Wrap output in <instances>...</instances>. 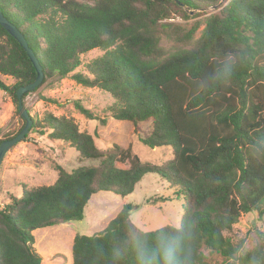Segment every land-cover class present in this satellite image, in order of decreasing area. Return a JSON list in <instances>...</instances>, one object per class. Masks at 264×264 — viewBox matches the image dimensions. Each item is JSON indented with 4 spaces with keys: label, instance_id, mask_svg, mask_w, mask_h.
<instances>
[{
    "label": "trees",
    "instance_id": "obj_1",
    "mask_svg": "<svg viewBox=\"0 0 264 264\" xmlns=\"http://www.w3.org/2000/svg\"><path fill=\"white\" fill-rule=\"evenodd\" d=\"M219 1L0 0L2 15L23 35L44 72L41 85L49 81L52 90V80L69 79L109 94L110 119L128 122L136 135L146 123L139 142L170 148L172 155L160 165L141 162L130 147L101 151L72 118L31 117L29 134L68 144L79 158L97 164L71 172L55 166L52 186L23 188L20 198H9L0 209V264H41L34 231L82 221L93 195L126 198L150 174L183 199L180 226L143 232L130 220L137 207L126 204L103 231L74 236L72 264H138V243L154 249L161 236L178 232L184 234L182 264H210L212 254L225 264H264L262 248L239 256L243 240L232 243L228 236L241 215H264V0H229L190 29L168 23ZM162 37L172 41L173 50L160 45ZM93 50L103 54L83 63L81 56ZM0 75L14 81H0V91L22 122L11 136L0 130L2 143L24 126L16 91L32 83L36 72L1 27ZM73 108L87 120L104 122L79 103Z\"/></svg>",
    "mask_w": 264,
    "mask_h": 264
},
{
    "label": "rangeland",
    "instance_id": "obj_2",
    "mask_svg": "<svg viewBox=\"0 0 264 264\" xmlns=\"http://www.w3.org/2000/svg\"><path fill=\"white\" fill-rule=\"evenodd\" d=\"M228 1L220 0L217 7L204 12L192 14L188 12L187 19L177 17L169 20L168 23L190 29L195 22L216 14L219 7ZM199 15L201 17H197ZM202 29L203 26L196 32L194 39L199 37ZM160 45L166 50H173L172 41L165 37H162ZM102 54L100 50H93L81 56V60L87 63ZM0 81L6 85L14 82L5 76H0ZM52 82L55 84L52 90L48 88L50 84L48 81L24 98L23 104L31 117L41 118L45 113H51L56 117L72 118L81 132H86L94 138L96 147L101 151L108 150L113 145L122 149L130 147L132 154L141 162L154 165H160L172 158L170 148L149 149L139 142L138 135L141 136L146 132V123L137 126L138 135H136L134 128L128 122L110 119L109 108L114 101L109 94L96 89L83 88L69 79H62L60 82L52 80ZM43 97L54 99L59 105L49 104L43 100ZM5 99L7 97L0 94V130L1 136L8 137L17 132L22 122L13 115L14 107L9 100L6 104ZM74 103L91 110L104 122L85 119L74 110ZM96 164V161L79 158L77 152L68 144L52 142L46 135L29 134L26 142L13 147L1 164L0 209L9 202L10 197L20 198L23 188L52 186L57 179L55 166L71 172ZM161 199L165 201H160ZM126 204L137 207L131 212L130 220L143 232H153L168 226L178 228L183 220V199L176 198L159 176L146 175L135 187L134 192L126 198L107 192L93 195L84 210L82 221H71L64 225L34 231L33 247L42 259L41 264H72L73 237L75 235L89 237L103 231ZM228 236L232 243L243 240V248L239 256L256 247L264 251V215L259 216L256 212L241 215ZM208 259L210 264H225L224 260L215 254L208 255Z\"/></svg>",
    "mask_w": 264,
    "mask_h": 264
},
{
    "label": "water",
    "instance_id": "obj_3",
    "mask_svg": "<svg viewBox=\"0 0 264 264\" xmlns=\"http://www.w3.org/2000/svg\"><path fill=\"white\" fill-rule=\"evenodd\" d=\"M193 12H190L192 14ZM0 27L13 39L17 42V44L25 51L27 57L36 72L35 80L24 86L20 87L16 91V99H17V110L19 113V117L23 120L24 126L23 128L16 134L12 139L5 140L0 143V167L3 162L5 155L17 144L21 143L24 138L29 134L31 127H32V120L31 116L29 115L28 111L26 110L22 97L25 94L31 93L36 90L41 84L44 79V72L39 65L37 59L35 58L33 52L28 48L26 41L22 34H20L14 25L7 21V19L2 15L0 11Z\"/></svg>",
    "mask_w": 264,
    "mask_h": 264
},
{
    "label": "clouds",
    "instance_id": "obj_4",
    "mask_svg": "<svg viewBox=\"0 0 264 264\" xmlns=\"http://www.w3.org/2000/svg\"><path fill=\"white\" fill-rule=\"evenodd\" d=\"M184 234L161 236L156 248L144 247L138 243V264H182Z\"/></svg>",
    "mask_w": 264,
    "mask_h": 264
},
{
    "label": "crops",
    "instance_id": "obj_5",
    "mask_svg": "<svg viewBox=\"0 0 264 264\" xmlns=\"http://www.w3.org/2000/svg\"><path fill=\"white\" fill-rule=\"evenodd\" d=\"M0 76H1V75H0ZM2 82H3V81H2ZM3 83H4V82H3ZM0 94H1V95H5V94H4L3 92H1V91H0ZM8 100H9L8 98L5 99V103H6V102L9 103L10 100H9V101H8ZM5 103H4V104H5ZM6 104H7V103H6ZM46 137H47V136H46ZM52 142H53V141H52ZM55 143H58V142H55ZM59 143H61V142H59ZM66 224H67V223H66ZM55 227H56V226H55ZM51 228H52V227H51ZM45 229H47V228H45ZM73 238H74V237H73Z\"/></svg>",
    "mask_w": 264,
    "mask_h": 264
}]
</instances>
